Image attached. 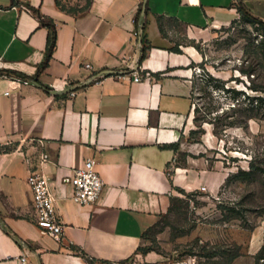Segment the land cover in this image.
<instances>
[{"label": "crops", "instance_id": "0c3cea01", "mask_svg": "<svg viewBox=\"0 0 264 264\" xmlns=\"http://www.w3.org/2000/svg\"><path fill=\"white\" fill-rule=\"evenodd\" d=\"M242 4L264 20V0H90L76 13L55 0H0L1 65L26 76H0V264H133L173 197L219 191L226 172L187 135L196 53L172 50L168 23L205 39L237 21ZM88 158L103 186L80 205L70 179ZM34 169L49 180L59 239L35 224L26 181Z\"/></svg>", "mask_w": 264, "mask_h": 264}, {"label": "rangeland", "instance_id": "374dc122", "mask_svg": "<svg viewBox=\"0 0 264 264\" xmlns=\"http://www.w3.org/2000/svg\"><path fill=\"white\" fill-rule=\"evenodd\" d=\"M168 25L175 32L171 36L175 46L180 51L190 46L196 53L187 135L212 167L226 172V178L215 195L199 189L173 197L169 210L144 233L131 263L254 264L264 239V116L248 118L237 105L232 108L230 94L214 89L216 83L209 76L264 97V92L249 87L252 83L264 87V61L256 54L263 36L240 17L227 27L212 29L205 39L189 38L179 24ZM247 69L248 75L241 72ZM2 75L6 73L0 64ZM259 112L264 114V109ZM251 166L252 174H239ZM149 254L153 259L145 261Z\"/></svg>", "mask_w": 264, "mask_h": 264}, {"label": "built area", "instance_id": "2783aa9c", "mask_svg": "<svg viewBox=\"0 0 264 264\" xmlns=\"http://www.w3.org/2000/svg\"><path fill=\"white\" fill-rule=\"evenodd\" d=\"M86 67H89V65H86ZM131 73L133 74V81H140L138 73L135 71ZM47 157L46 153H41L40 163H45ZM26 181L31 190V201L36 226L44 230L50 236L59 239L62 226L56 212L55 198L51 191L47 176L41 171L34 169L29 171ZM70 185L72 187L71 199L73 202L80 205H87L98 200L103 181L94 169L93 159H86L80 167L74 170L73 176L70 179ZM201 189L204 190L205 188L201 187ZM21 262H24V258H21Z\"/></svg>", "mask_w": 264, "mask_h": 264}, {"label": "trees", "instance_id": "16d2710c", "mask_svg": "<svg viewBox=\"0 0 264 264\" xmlns=\"http://www.w3.org/2000/svg\"><path fill=\"white\" fill-rule=\"evenodd\" d=\"M55 3L61 10H65V11L70 12V13H76V12H79V11L86 9L89 6L90 0H85L84 5H82V6L76 5V6L66 7L64 4H62L61 0H55ZM238 13H239V17H240L241 21L250 23L252 26H256L257 30H260L263 38L260 41V43L256 46V48L257 49L259 48V50H261V51H259V53L257 51L256 54H257V57L260 61H264V20H262L261 18L256 17L253 14H251L247 10L245 5H243V4L238 7ZM234 22H232V23H234ZM55 40H56V33H55V30L53 29V30H50V32L48 33L45 59L41 63L40 67H44L48 64L49 58H50L52 51H53V48L55 46ZM172 50L175 52H180V49L177 46L172 47ZM145 54H146V47L143 48L141 58H143L145 56ZM4 72L6 73V75L26 77V76L22 75L21 73L16 72V71H12V70H5L4 69ZM241 72L248 75L250 73V69L241 70ZM209 77L211 80L215 81V83H216L214 85V89H218V90H221L223 92L230 94V98L232 99V101L233 102L235 101L234 105L231 106L232 108H235V106L237 105L240 109H242V111L249 113L247 116L248 118L257 117V116H264V114H260V112H259L262 109H264V106L262 105L264 103V97L263 96L246 94L243 90H237L234 87L225 86V83H223V81L220 80L219 78H214L212 76H209ZM249 87L253 91L264 92V87H262V86H258V85H255L252 83L251 85H249ZM44 88L47 89L50 87L44 86ZM241 95L243 96V99L240 101L239 96H241ZM252 173H253V167L252 166L247 171H244V170L239 171L240 175H245V176H248ZM172 200H173V198L171 199V202H172ZM232 211L235 212V210H232ZM235 213H237V212H235ZM254 264H264V239H263V242H262L260 248L255 253Z\"/></svg>", "mask_w": 264, "mask_h": 264}, {"label": "water", "instance_id": "95a60500", "mask_svg": "<svg viewBox=\"0 0 264 264\" xmlns=\"http://www.w3.org/2000/svg\"><path fill=\"white\" fill-rule=\"evenodd\" d=\"M144 11H145V9H144V6H143V10H142V12H141V19H142V16L144 15ZM107 73H109L108 71H105V72H103V74H107ZM46 89V88H45ZM70 89L69 88H67V89H65V90H56L55 88H47L46 89V91L47 92H49V93H51V94H54V93H63V92H67V91H69Z\"/></svg>", "mask_w": 264, "mask_h": 264}]
</instances>
